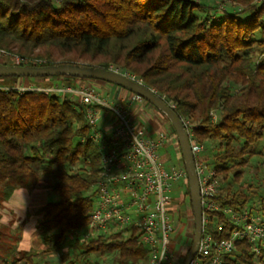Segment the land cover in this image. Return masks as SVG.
<instances>
[{
	"label": "trees",
	"instance_id": "16d2710c",
	"mask_svg": "<svg viewBox=\"0 0 264 264\" xmlns=\"http://www.w3.org/2000/svg\"><path fill=\"white\" fill-rule=\"evenodd\" d=\"M0 52L23 66L81 64L133 77L192 126L193 138L205 147L206 165L218 177L215 200L221 207L264 217L263 181L248 176L264 163V0H0ZM85 81L91 80L0 78V209L15 190L34 188L42 178H50L53 196L40 209L44 249L0 254L2 264L146 259L134 231L87 240L74 236L62 246L66 235L87 228L100 150L77 100L36 90L35 82L46 90ZM30 83L32 90H19ZM177 152L182 164L178 145ZM180 186L182 231L192 213L187 180ZM206 218L204 233L228 237L233 226L226 215ZM190 222L193 228L192 217ZM8 235L0 225V245ZM190 243L181 245L180 264ZM247 246L236 243L223 264H258Z\"/></svg>",
	"mask_w": 264,
	"mask_h": 264
},
{
	"label": "built area",
	"instance_id": "2783aa9c",
	"mask_svg": "<svg viewBox=\"0 0 264 264\" xmlns=\"http://www.w3.org/2000/svg\"><path fill=\"white\" fill-rule=\"evenodd\" d=\"M0 53L14 65L21 62ZM36 90L76 99L83 107L90 138L99 145L98 182L83 240L134 231L138 244L147 250L146 259L140 264H180L185 249L170 239L179 225V197L172 194L187 178L182 164L166 167L169 159L161 154L170 141L177 145L176 138L167 130L154 136L146 133L133 114L143 104L135 95L103 97L86 85ZM181 122L193 156L202 225L209 213L222 212L233 226L228 237L219 240L202 229L197 251L188 264H223L224 256L233 252L238 242L246 243L258 264H264V217L248 210L235 212L221 207L215 200L220 183L213 169L206 165L205 147L193 138L192 126Z\"/></svg>",
	"mask_w": 264,
	"mask_h": 264
},
{
	"label": "water",
	"instance_id": "95a60500",
	"mask_svg": "<svg viewBox=\"0 0 264 264\" xmlns=\"http://www.w3.org/2000/svg\"><path fill=\"white\" fill-rule=\"evenodd\" d=\"M73 77L98 81L113 87L125 90L137 96L155 110L160 112L173 129L176 142L180 151L182 166L184 168L189 202L192 213L193 232L190 247L181 264H188L197 251L198 242L202 233V212L200 207L199 187L197 176L194 169L193 156L191 154L187 133L184 126L170 107L155 92L144 87L139 81L126 74L111 69L81 65V64H55L49 66H23V65H2L0 64L1 77H21V78H41V77Z\"/></svg>",
	"mask_w": 264,
	"mask_h": 264
},
{
	"label": "rangeland",
	"instance_id": "374dc122",
	"mask_svg": "<svg viewBox=\"0 0 264 264\" xmlns=\"http://www.w3.org/2000/svg\"><path fill=\"white\" fill-rule=\"evenodd\" d=\"M255 1L258 2L260 0H255ZM7 61H8V58L6 56H4V54L0 53V64H2V63L4 64ZM35 83L39 86L36 89H40V87L43 86L42 82H35ZM79 84L91 87L93 90H95V92H97L98 94H100L103 97L115 98V97H117V93H119V89L115 88V86L113 87L112 85L103 84L101 82L85 81V82L79 83ZM20 86H22V85H20ZM33 86L34 85L32 83H30V85H28L27 88H24L23 90H25V89L32 90L34 88ZM108 89H111V91H109ZM19 90L22 91V88H20ZM122 92H123L124 96H128L129 95L128 93H125L124 91H122ZM143 104L147 105L144 102H143ZM148 108L149 109L147 111H145V109L141 110L140 108L137 107L133 111V114L135 113L136 116H137L136 120L139 122V124L142 125V128L146 131V133L148 135L151 136L152 134H150L149 124L147 122H149L152 127L157 126L158 124H160V125H164L168 129H170L169 123L167 122V120L164 117H162L159 113H157V111H155V109H153L151 106H149ZM140 112H142V113H140ZM144 114H146V115L144 116ZM165 152L167 154L165 156H167V158L169 159V160H167L165 162V166L166 167L175 166L177 164V161L175 160L173 151H172V149H171V147L169 145H168V147H166ZM257 161H259V159ZM261 170L263 172H261ZM255 173H256L255 170H253L251 168V169H249L248 176L249 175L250 176H256L257 177L256 179L263 181L262 185H264V163L262 165H260V170H257V174H255ZM42 179L43 180L39 181V183L42 182L41 185H37L36 184L35 187H41V188H47L48 187L47 184L50 183V178L47 177V178H42ZM178 187H179L178 191L176 190L175 193L172 194L175 198H178L180 192H182L180 184H178ZM23 189H26L28 191L33 190V188H29V189L28 188H23ZM44 196H45V199H44L45 201L53 199V196L50 195L48 190L45 191V195ZM248 205H251V204H248ZM191 217L192 216H188L189 222H187V224L184 226V228L182 227L183 228L182 231L180 230L181 225L179 224L178 225V229L170 236V239L172 241H174L177 246L189 245V243L191 241L192 232H193V228H192L191 222H190L191 221ZM87 230H88L87 228H84L83 230H81L78 233H71L69 235H66L65 239H64V241L62 243L63 248L65 249V247H67V245L70 242L69 239H72L74 236H78V239H81L82 236L86 235ZM17 231H19V230H17ZM7 232L9 234L8 237L6 236V238L4 239V242L1 243V245H0V254L2 255L3 258L5 257V255H7V256L8 255L9 256H17L18 254L22 253V252H16V248H15V246L17 245V243L19 241V238H20L19 232L18 233L16 232L17 234L14 231L10 232V231L7 230ZM56 259H58V258H56ZM51 260H53V259H51Z\"/></svg>",
	"mask_w": 264,
	"mask_h": 264
},
{
	"label": "crops",
	"instance_id": "0c3cea01",
	"mask_svg": "<svg viewBox=\"0 0 264 264\" xmlns=\"http://www.w3.org/2000/svg\"><path fill=\"white\" fill-rule=\"evenodd\" d=\"M108 90L111 91V89ZM117 96H124L123 92L119 90ZM148 107L149 105L141 104L139 108L141 110L145 109V111H147L149 109ZM145 115L146 114H144V116ZM147 123L149 124L150 134H152L151 136H154L157 132L161 130H167V131L170 130L164 125L158 124L157 125L158 127L157 126L152 127L149 122ZM168 145L171 147L174 154V158L177 161L178 158L177 145L171 143V141L170 144ZM165 150L166 148L161 151V154L164 156L167 155ZM41 183L42 182L40 183L38 182L37 185H41ZM22 189L23 188L15 190L10 196V198L3 203L2 208L0 209V225L4 227L5 230L7 229L10 232L13 231L15 233L19 232L20 238L17 245L15 246L16 252L25 253L29 250L44 249V247L41 244L40 235H39L40 233L39 225L42 221V215L40 213V209L42 206L45 205L46 201L44 200L45 199L44 195H45V191H47L48 188L35 187L31 191L25 189L26 191L24 193V197L26 201V208L24 211H22L24 208ZM13 206H15V210ZM23 229H35L37 235H32L31 237L25 236ZM21 248L25 250H20ZM0 264H2L1 261Z\"/></svg>",
	"mask_w": 264,
	"mask_h": 264
},
{
	"label": "clouds",
	"instance_id": "9594fccd",
	"mask_svg": "<svg viewBox=\"0 0 264 264\" xmlns=\"http://www.w3.org/2000/svg\"><path fill=\"white\" fill-rule=\"evenodd\" d=\"M25 189H22V192H23V202H24V208L22 211L25 210L26 208V201H25V197H24V193H25ZM14 210H15V206H13ZM23 232H24V235L25 236H28V237H31L32 235H37L36 232H35V229H23ZM20 250H25L23 248H21Z\"/></svg>",
	"mask_w": 264,
	"mask_h": 264
}]
</instances>
